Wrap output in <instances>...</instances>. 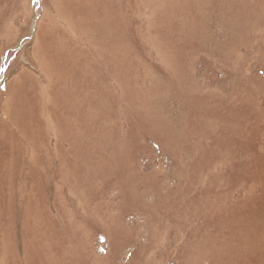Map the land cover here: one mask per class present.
<instances>
[{
  "label": "rangeland",
  "instance_id": "1",
  "mask_svg": "<svg viewBox=\"0 0 264 264\" xmlns=\"http://www.w3.org/2000/svg\"><path fill=\"white\" fill-rule=\"evenodd\" d=\"M0 264H264V0H0Z\"/></svg>",
  "mask_w": 264,
  "mask_h": 264
}]
</instances>
